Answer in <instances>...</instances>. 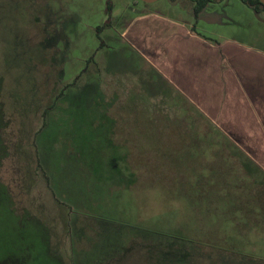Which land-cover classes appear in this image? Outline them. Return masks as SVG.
<instances>
[{"label":"rangeland","instance_id":"374dc122","mask_svg":"<svg viewBox=\"0 0 264 264\" xmlns=\"http://www.w3.org/2000/svg\"><path fill=\"white\" fill-rule=\"evenodd\" d=\"M110 1L0 0V178L29 211L1 240L27 264H264V11Z\"/></svg>","mask_w":264,"mask_h":264},{"label":"trees","instance_id":"16d2710c","mask_svg":"<svg viewBox=\"0 0 264 264\" xmlns=\"http://www.w3.org/2000/svg\"><path fill=\"white\" fill-rule=\"evenodd\" d=\"M170 1L173 2L176 0H170ZM191 1L193 3V6H192L193 16L195 19H197L200 13L203 11V9L209 3L221 1V0H191ZM240 1L246 4L247 6H249L255 13H259L262 10H264V4L260 0H240ZM110 8L111 6L108 4L107 9H110ZM101 28H102L101 25L97 27V33H99ZM80 92H85L86 94L87 93L89 94L88 89L86 88L85 90H82ZM88 94L86 96H89ZM67 95L68 93H64V91L63 92L61 91L60 94L56 96V100L45 108L43 112L44 114H43V119H42V126L36 133V137H37L36 146L37 147H38V138L40 137L42 133H44V131H46L50 127L51 123L53 122L51 121L50 118H48V115L50 114V110L56 106L57 100L59 101L60 98L66 99ZM101 99H102V96L99 97V102L96 103V106L102 107L103 103L100 102ZM4 118H5L4 110L0 106V168H1L4 158L8 156V153H7L8 147L1 135V131L2 129H4L5 122H6ZM36 155L40 159L39 151ZM15 197L16 196L14 195L12 190L9 188V186L5 182H3L2 179L0 178V235L1 233H3V237L13 232V229L17 225L15 223L16 222L15 219L17 218L23 219L26 216L28 217V214H29V211L26 210V208L21 209L20 207H17L16 203H18V200L15 199ZM67 206L69 208L66 207V212L63 210L62 213L67 214L66 218H67V222H69L70 219L68 217V214H69L68 209H71L72 207L69 203L67 204ZM11 236H13V233L10 235V238H13ZM0 244L2 245V247H4V249H0V264H27V261H28L27 258H29V255H28V252L24 250L25 248L24 245L17 246L16 244H14L11 246V248H8L9 244L8 243L6 244V242L1 240V238H0ZM5 244L6 246H4Z\"/></svg>","mask_w":264,"mask_h":264},{"label":"flooded vegetation","instance_id":"af4514ba","mask_svg":"<svg viewBox=\"0 0 264 264\" xmlns=\"http://www.w3.org/2000/svg\"><path fill=\"white\" fill-rule=\"evenodd\" d=\"M222 1V0H221ZM221 1H216V2H221ZM110 0H107V5L109 4L110 6H111V4H110ZM32 5H34V2L33 1H30V3H29V6H31V7H33ZM106 5V6H107ZM109 12H111V10H112V6H111V8L110 9H107ZM262 11H264V10H262ZM260 13V12H259ZM259 13H257V14H259ZM107 22V21H106ZM105 22V23H106ZM100 26V25H99ZM102 26V25H101ZM98 27V26H97ZM97 27H96V34H97V37L99 36V39H100V32H101V30H102V28L100 29V31H99V33H97ZM102 40V39H101ZM100 40V41H101ZM93 55H91V59H90V61H88V63H91V62H93V60L92 59H94L93 57H92ZM89 65V64H88ZM88 65H87V67H88ZM85 74V73H84ZM81 75V73L78 75V76H80ZM104 106H105V104L103 105L102 104V107L104 108ZM105 108H106V106H105ZM107 109V108H106Z\"/></svg>","mask_w":264,"mask_h":264},{"label":"crops","instance_id":"0c3cea01","mask_svg":"<svg viewBox=\"0 0 264 264\" xmlns=\"http://www.w3.org/2000/svg\"><path fill=\"white\" fill-rule=\"evenodd\" d=\"M222 1H224V0H222ZM221 1V2H222ZM243 82H245V80H246V82H247V78H243V79H241ZM262 97H264V94H263V96ZM233 136H234V138H238V136L237 135H235V134H233Z\"/></svg>","mask_w":264,"mask_h":264},{"label":"water","instance_id":"95a60500","mask_svg":"<svg viewBox=\"0 0 264 264\" xmlns=\"http://www.w3.org/2000/svg\"><path fill=\"white\" fill-rule=\"evenodd\" d=\"M144 1H146V2H152V1H155V0H144ZM260 1L264 4V0H260ZM255 15H256L257 17H259L257 13H255Z\"/></svg>","mask_w":264,"mask_h":264}]
</instances>
